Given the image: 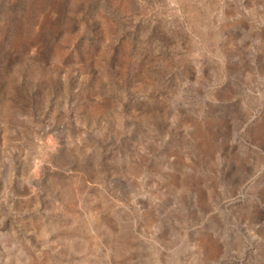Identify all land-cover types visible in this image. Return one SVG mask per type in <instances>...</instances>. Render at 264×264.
I'll return each instance as SVG.
<instances>
[{"label":"rangeland","instance_id":"374dc122","mask_svg":"<svg viewBox=\"0 0 264 264\" xmlns=\"http://www.w3.org/2000/svg\"><path fill=\"white\" fill-rule=\"evenodd\" d=\"M0 264H264V0H0Z\"/></svg>","mask_w":264,"mask_h":264},{"label":"water","instance_id":"95a60500","mask_svg":"<svg viewBox=\"0 0 264 264\" xmlns=\"http://www.w3.org/2000/svg\"><path fill=\"white\" fill-rule=\"evenodd\" d=\"M27 175H28V172H27ZM16 179H17L18 181L21 180L20 176H16Z\"/></svg>","mask_w":264,"mask_h":264}]
</instances>
